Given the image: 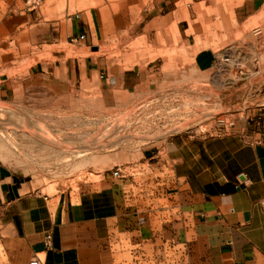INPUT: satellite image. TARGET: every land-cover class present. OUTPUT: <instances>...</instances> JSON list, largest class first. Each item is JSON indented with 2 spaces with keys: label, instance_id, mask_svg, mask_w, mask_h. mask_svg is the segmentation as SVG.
<instances>
[{
  "label": "rangeland",
  "instance_id": "374dc122",
  "mask_svg": "<svg viewBox=\"0 0 264 264\" xmlns=\"http://www.w3.org/2000/svg\"><path fill=\"white\" fill-rule=\"evenodd\" d=\"M249 1L0 0V163L49 193L98 187L107 172L145 182L144 148L232 130L264 106V0ZM75 15L96 23L94 75L66 73ZM201 48L215 53L204 72L192 67Z\"/></svg>",
  "mask_w": 264,
  "mask_h": 264
},
{
  "label": "crops",
  "instance_id": "0c3cea01",
  "mask_svg": "<svg viewBox=\"0 0 264 264\" xmlns=\"http://www.w3.org/2000/svg\"><path fill=\"white\" fill-rule=\"evenodd\" d=\"M70 20L80 53L66 58V73L77 63L80 76L94 75L96 23ZM214 58L201 48L192 67L207 71ZM134 167L145 182L107 172L98 187L49 193L0 163V264L35 254L45 264H264V106L225 133H177L146 147Z\"/></svg>",
  "mask_w": 264,
  "mask_h": 264
},
{
  "label": "bare ground",
  "instance_id": "6f19581e",
  "mask_svg": "<svg viewBox=\"0 0 264 264\" xmlns=\"http://www.w3.org/2000/svg\"><path fill=\"white\" fill-rule=\"evenodd\" d=\"M29 123V121H27ZM22 126V124H20ZM29 125H31L29 123ZM42 126V125H41ZM23 127V126H22ZM31 129H32V133L35 135V138L36 140L38 141L39 139L43 140L44 142L50 144V145H59L58 142H56L51 136V134L48 132V131H43V129L39 128V130H34L33 127L31 126ZM45 130V128H44ZM64 145V144H63ZM65 146V145H64ZM92 147H95V145H89V146H86L84 149L86 148H92ZM64 149V147H63Z\"/></svg>",
  "mask_w": 264,
  "mask_h": 264
},
{
  "label": "built area",
  "instance_id": "2783aa9c",
  "mask_svg": "<svg viewBox=\"0 0 264 264\" xmlns=\"http://www.w3.org/2000/svg\"><path fill=\"white\" fill-rule=\"evenodd\" d=\"M229 61V56L228 55H223L221 58H220V62L221 63H225V62H228ZM119 170V169H118ZM260 207H261V210L263 211L264 213V195L260 198ZM28 264H45L44 260L38 255V254H35L33 255L30 260H29V263Z\"/></svg>",
  "mask_w": 264,
  "mask_h": 264
}]
</instances>
